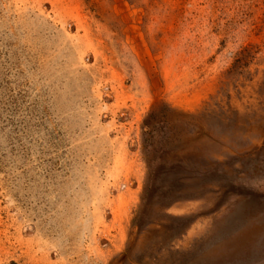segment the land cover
I'll return each instance as SVG.
<instances>
[{
    "label": "rangeland",
    "instance_id": "obj_1",
    "mask_svg": "<svg viewBox=\"0 0 264 264\" xmlns=\"http://www.w3.org/2000/svg\"><path fill=\"white\" fill-rule=\"evenodd\" d=\"M0 264H264V0H0Z\"/></svg>",
    "mask_w": 264,
    "mask_h": 264
}]
</instances>
